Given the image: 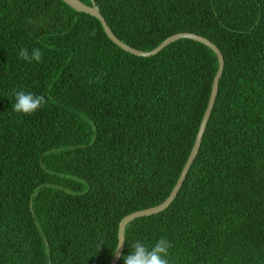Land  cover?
Here are the masks:
<instances>
[{"label": "trees", "instance_id": "obj_1", "mask_svg": "<svg viewBox=\"0 0 264 264\" xmlns=\"http://www.w3.org/2000/svg\"><path fill=\"white\" fill-rule=\"evenodd\" d=\"M79 1L133 49L191 33L224 60L180 191L126 226L117 264L137 239L160 237L169 264H264V0ZM217 68L191 40L138 58L61 0H0V264H110L119 222L171 193ZM19 90L47 103L17 114Z\"/></svg>", "mask_w": 264, "mask_h": 264}, {"label": "water", "instance_id": "obj_2", "mask_svg": "<svg viewBox=\"0 0 264 264\" xmlns=\"http://www.w3.org/2000/svg\"><path fill=\"white\" fill-rule=\"evenodd\" d=\"M63 3H65L68 7H70L71 9H73L75 12L77 13H83L86 15H89L90 17L95 18L97 21H99V23L101 24V27L104 31L105 36L119 49H121L122 51H124L125 53L138 57V58H149L152 56L157 55L159 52H161L164 48H166L167 46H169L170 44L179 41V40H191L194 42H197L207 48H209L216 56L217 58V62H218V68H217V72L215 74V77L213 79L212 82V86H211V92H210V96L208 99V103L206 106V109L204 111L203 117L201 119V122L199 124L198 127V131L196 133L195 136V140H194V144L190 150V153L188 155V158L186 160V163L171 191V193L169 194V196L167 197V199L162 202L161 204L152 207V208H148L145 210H141V211H136L131 213L130 215L124 217L118 224V230H117V246L115 249V252L113 254V257L110 261V264H117L122 252H123V246H124V231L126 226L131 223L133 220L137 219V218H143V217H149L152 215H156L159 214L163 211H165L170 205L171 203L174 201V199L176 198L178 192L180 191L185 178L198 154V151L200 149L201 146V142L203 139V135L204 132L206 130L208 121L210 119L213 107H214V103H215V99L217 97V93H218V86H219V80L222 76L223 73V69H224V60L222 57V54L220 53L219 49L210 41H208L207 39L198 36V35H194L191 33H179V34H175L172 35L171 37H168L167 39H165L162 43H160L156 48H154L153 50L149 51V52H143V51H139L136 49H133L129 46H127L126 44H124L123 42H121L120 40H118L114 34L111 32V30L108 28L105 20L103 19V17L101 16L98 7L95 5L94 2L91 1V6H87L85 4H83L82 2H80L79 0H61Z\"/></svg>", "mask_w": 264, "mask_h": 264}, {"label": "clouds", "instance_id": "obj_3", "mask_svg": "<svg viewBox=\"0 0 264 264\" xmlns=\"http://www.w3.org/2000/svg\"><path fill=\"white\" fill-rule=\"evenodd\" d=\"M42 52L39 48H33L31 53L27 48H21L18 58L28 62H41ZM15 103L12 110L23 116L33 115L46 103L43 94H34L19 90L14 92ZM172 244L166 237H160L150 247L142 239H137L132 245L129 254L123 257L124 264H169V254Z\"/></svg>", "mask_w": 264, "mask_h": 264}]
</instances>
